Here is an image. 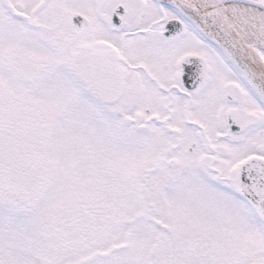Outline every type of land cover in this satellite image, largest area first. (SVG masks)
<instances>
[{"label": "snow or ice", "instance_id": "1", "mask_svg": "<svg viewBox=\"0 0 264 264\" xmlns=\"http://www.w3.org/2000/svg\"><path fill=\"white\" fill-rule=\"evenodd\" d=\"M0 264H264V0H0Z\"/></svg>", "mask_w": 264, "mask_h": 264}]
</instances>
